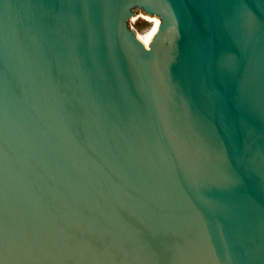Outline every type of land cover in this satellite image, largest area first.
<instances>
[{"label":"water","instance_id":"95a60500","mask_svg":"<svg viewBox=\"0 0 264 264\" xmlns=\"http://www.w3.org/2000/svg\"><path fill=\"white\" fill-rule=\"evenodd\" d=\"M0 264H264V0H0Z\"/></svg>","mask_w":264,"mask_h":264},{"label":"rangeland","instance_id":"374dc122","mask_svg":"<svg viewBox=\"0 0 264 264\" xmlns=\"http://www.w3.org/2000/svg\"><path fill=\"white\" fill-rule=\"evenodd\" d=\"M153 24V21L148 22L141 16H138L133 22L131 21V19L128 21V26H130L139 37L148 35L150 30L154 26Z\"/></svg>","mask_w":264,"mask_h":264},{"label":"bare ground","instance_id":"6f19581e","mask_svg":"<svg viewBox=\"0 0 264 264\" xmlns=\"http://www.w3.org/2000/svg\"><path fill=\"white\" fill-rule=\"evenodd\" d=\"M151 31H152V29L150 30V32H151ZM150 32H149V33H150Z\"/></svg>","mask_w":264,"mask_h":264}]
</instances>
